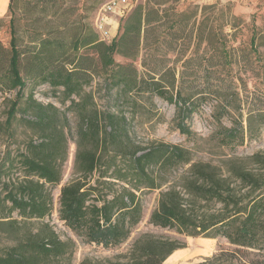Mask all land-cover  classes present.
<instances>
[{"label":"trees","instance_id":"obj_1","mask_svg":"<svg viewBox=\"0 0 264 264\" xmlns=\"http://www.w3.org/2000/svg\"><path fill=\"white\" fill-rule=\"evenodd\" d=\"M51 2L55 7L57 3ZM15 3L12 0L9 6L10 48L0 44V92H15V97L4 100L8 109L0 131L9 139L16 138L14 125L20 120L34 128L39 138L31 139L15 154L7 151L2 159L0 214L10 218L17 212L25 226L36 221L39 227L36 233L28 230L13 245L1 247L0 264H71L73 254V244L61 240L53 227L44 222L53 207L52 192L47 186H57L63 179L70 120L55 105L37 101L33 92L26 95L28 81L47 83L55 93L62 89L65 101H70L69 108L77 116L78 176L64 185L60 194V219L69 229L97 246H120L142 220L140 195L159 191L152 224L187 237H223L232 246L192 264H264L261 155L249 159L257 169L246 168L238 158L228 160L223 168L194 160L192 152L180 145L155 142L143 147L134 142L124 113L99 109L94 93L86 91L100 76L104 77L108 93L115 91L117 102H124L144 88V92L175 104L180 133L187 137L193 134L185 124L198 108L189 102L191 98L187 100L179 91L174 95V83L139 79L136 67L117 63L114 58L118 54L136 57L142 40L148 44L156 36V25L163 23L156 4L147 0L145 6L133 8L122 18H127L122 31L111 43L102 41L88 24L80 23L72 40L40 38L21 51ZM219 42L226 50L223 40ZM251 43H256L254 37ZM228 55L224 53L223 60H228ZM20 112L23 115L19 119ZM237 136L236 130H229L222 135L221 144L228 145ZM116 185L119 189L115 190ZM246 189L248 192L242 194ZM6 225L14 232L22 228L15 219ZM183 247L172 239L142 235L133 243L127 261L119 264H164ZM82 264L102 263L85 259Z\"/></svg>","mask_w":264,"mask_h":264},{"label":"rangeland","instance_id":"obj_2","mask_svg":"<svg viewBox=\"0 0 264 264\" xmlns=\"http://www.w3.org/2000/svg\"><path fill=\"white\" fill-rule=\"evenodd\" d=\"M51 1L16 0L14 11L21 51L35 45L40 38L72 40L80 23L94 28L98 10L110 0H53L57 3L55 7H52ZM152 2L163 19V23L156 25V36L148 44L142 40L136 57L127 58L118 54L114 58L117 63L136 67L139 79L149 82L164 80L167 85L174 83V95L179 91L187 100L191 98L189 102L196 103L198 108L185 124L193 134L187 137L180 133L179 110L175 104L144 92V88L140 93L134 92L124 102H117L115 91L108 93L104 77L100 76L86 91L94 93L99 109L124 113L129 119L134 142L143 147L155 142L180 145L190 150L196 161L225 168L228 160L238 158L246 168L257 169V165L249 159L257 154L264 158V0ZM129 3L135 8L145 6L147 0H130ZM10 18L11 13L0 16V44L5 49L10 48L12 38ZM110 19L111 33L118 38L127 18H120L117 10ZM253 37L255 44L251 43ZM220 39L226 50H222ZM227 52L230 58L223 60ZM30 92L34 93L37 101L45 105L53 104L67 113L70 120V132L66 130L69 147L63 179L57 186H47L52 192L53 207L50 217L44 222L53 227L61 240L73 244L71 264H82L85 259L102 264L125 263L135 240L146 234L180 242L184 247L170 256H179L176 264L198 263L221 250L232 248L223 237H187L152 224L151 215L158 206L159 191H147L140 195L142 220L135 226L130 238L120 246H97L87 242L83 234L69 229L60 219V194L62 187L78 176L75 169L77 116L69 108L70 101H65L62 89L55 93L47 83L28 81L25 94ZM14 97L15 92H0V123L5 121L8 109L4 100ZM22 115L20 112L18 118ZM232 129L238 132L237 140L222 145V135ZM14 131V139H9L0 131V163L7 151L15 154L23 150L31 139L39 138L34 128L20 120L15 123ZM114 189H119V185ZM247 192L248 189L243 190L242 194ZM7 217L0 214V248L13 245L28 230L37 232L39 222L32 221L25 226L17 212ZM13 219L22 226L16 232L6 225ZM169 258L164 264H170Z\"/></svg>","mask_w":264,"mask_h":264},{"label":"built area","instance_id":"obj_3","mask_svg":"<svg viewBox=\"0 0 264 264\" xmlns=\"http://www.w3.org/2000/svg\"><path fill=\"white\" fill-rule=\"evenodd\" d=\"M130 0H110L108 3L102 5L97 12L94 23V30L100 36L102 41L111 43L115 35L111 33V15L115 11H119L120 18L126 16L133 7L130 5ZM132 9V10H131Z\"/></svg>","mask_w":264,"mask_h":264},{"label":"crops","instance_id":"obj_4","mask_svg":"<svg viewBox=\"0 0 264 264\" xmlns=\"http://www.w3.org/2000/svg\"><path fill=\"white\" fill-rule=\"evenodd\" d=\"M11 1L12 0H0V16L1 17H4L9 13V6L11 4Z\"/></svg>","mask_w":264,"mask_h":264},{"label":"bare ground","instance_id":"obj_5","mask_svg":"<svg viewBox=\"0 0 264 264\" xmlns=\"http://www.w3.org/2000/svg\"><path fill=\"white\" fill-rule=\"evenodd\" d=\"M115 24V23H114ZM116 25V24H115ZM117 27V26H116ZM179 262V256H172L169 258V263L170 264H176Z\"/></svg>","mask_w":264,"mask_h":264}]
</instances>
